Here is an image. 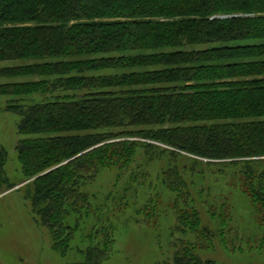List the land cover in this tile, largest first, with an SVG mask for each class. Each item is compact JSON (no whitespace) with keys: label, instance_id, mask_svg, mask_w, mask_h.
I'll return each instance as SVG.
<instances>
[{"label":"trees","instance_id":"obj_1","mask_svg":"<svg viewBox=\"0 0 264 264\" xmlns=\"http://www.w3.org/2000/svg\"><path fill=\"white\" fill-rule=\"evenodd\" d=\"M13 61L0 97L22 98L8 111L25 137L24 199L62 257L83 254L71 264L110 261L130 192L146 190L147 219L160 190L173 196L172 253L157 264H215L197 249L227 203L222 180L264 221V0H0V63ZM7 161L0 146V196L17 186ZM116 169L124 194L96 206L84 188Z\"/></svg>","mask_w":264,"mask_h":264},{"label":"rangeland","instance_id":"obj_2","mask_svg":"<svg viewBox=\"0 0 264 264\" xmlns=\"http://www.w3.org/2000/svg\"><path fill=\"white\" fill-rule=\"evenodd\" d=\"M19 65H23V62L0 63V67ZM120 72L122 71L117 73ZM32 80H41V78ZM13 99L22 102V98L0 97V146L8 154L6 176L17 185L0 196V264L81 262L84 259L83 254L72 251L64 258L53 248L49 231L34 221L30 203L24 199L23 189L26 183H21L22 173L15 149L25 137L20 135L18 130L21 117L8 111V104ZM25 99L26 104L40 103L43 100L40 96L25 97ZM165 164V160L157 162L152 167V173L165 167ZM127 178L128 176L125 175L120 177L117 169L105 170L100 173L95 183L86 185L84 191L93 197L96 206H102L106 204L107 196L116 197L118 201V197L123 195L127 188L129 182ZM237 181L222 180L220 185H213L216 191L221 192L222 203H227L219 208L215 213L217 217L211 218L212 221L204 218L205 225L211 223L212 237L202 238L197 251L203 260L215 264H264V221H260V216L254 211L250 200L244 195ZM127 195L130 199L128 206L122 208L125 210L121 211V218L114 221L117 228L116 247L114 255L107 264L166 262L171 257L170 244L175 238L171 231L174 218L171 213L166 212L167 209L170 210L168 206L173 198L172 194L168 190H160L162 213L148 219L146 216L137 215V210L143 208L147 200L146 190H142L137 199L131 196L132 192ZM113 202L115 200H110L109 204L116 206L118 211L121 210L118 202L115 204ZM86 247L87 241H77L74 245V248L83 250Z\"/></svg>","mask_w":264,"mask_h":264}]
</instances>
